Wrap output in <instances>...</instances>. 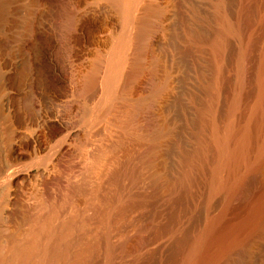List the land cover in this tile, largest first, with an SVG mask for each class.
<instances>
[{
	"label": "rangeland",
	"instance_id": "374dc122",
	"mask_svg": "<svg viewBox=\"0 0 264 264\" xmlns=\"http://www.w3.org/2000/svg\"><path fill=\"white\" fill-rule=\"evenodd\" d=\"M122 38L113 89L80 95L78 74ZM263 56L264 0H136L128 19L112 0H0L5 252L50 241L40 264H107L109 246L128 250L113 264H179L177 242L188 253L223 214L214 137L249 123ZM243 264H264V234Z\"/></svg>",
	"mask_w": 264,
	"mask_h": 264
},
{
	"label": "bare ground",
	"instance_id": "6f19581e",
	"mask_svg": "<svg viewBox=\"0 0 264 264\" xmlns=\"http://www.w3.org/2000/svg\"><path fill=\"white\" fill-rule=\"evenodd\" d=\"M112 1L128 19L136 0ZM95 30L91 26L88 28L87 43H96L98 35L95 32L98 31ZM124 45L122 38L113 52L104 57L97 55L78 74L74 90L88 98L102 84L112 90L119 74ZM59 74L64 77L63 73ZM255 99L249 123L238 127L230 121L224 132L214 137L221 157L217 168L226 167L229 171L228 177L217 178L215 182L216 187L227 192L225 209L211 227L194 241L188 253L184 254L185 240L177 242L176 251L183 257L179 264H243L249 248L264 234V56L260 62ZM148 108V105L138 107L137 115L146 114ZM86 117L89 120L91 115L86 113ZM52 125L58 132L68 127L63 118L52 120ZM157 235L140 237L135 249H144ZM50 243L47 241L39 252L33 251V246H30L6 253L0 242V264H40L51 251ZM127 253L128 250H122L115 254L109 246L107 264H113L114 259H123ZM73 264H86V259H76Z\"/></svg>",
	"mask_w": 264,
	"mask_h": 264
}]
</instances>
